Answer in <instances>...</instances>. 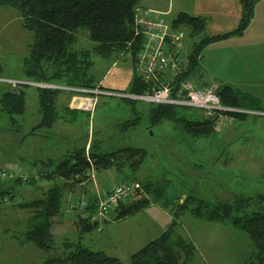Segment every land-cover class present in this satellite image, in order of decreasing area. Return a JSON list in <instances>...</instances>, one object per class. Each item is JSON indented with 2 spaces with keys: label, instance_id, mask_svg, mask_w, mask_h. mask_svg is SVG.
<instances>
[{
  "label": "rangeland",
  "instance_id": "obj_1",
  "mask_svg": "<svg viewBox=\"0 0 264 264\" xmlns=\"http://www.w3.org/2000/svg\"><path fill=\"white\" fill-rule=\"evenodd\" d=\"M144 1L154 0H140V3ZM172 1L175 3L177 0ZM157 4L161 5L160 0ZM150 10L154 16L166 21H171L176 14H161ZM86 34L85 30L79 31L77 47L92 46L93 42ZM34 38V31L23 26L18 11L0 4V95L11 88L12 82L30 81L25 79L23 73V58L27 55V46ZM197 39L198 37L186 34L185 52H190L192 43ZM255 57L260 60V72L251 76L252 79L247 78L248 81L245 80L240 89L258 100L256 109L264 110V41H261L260 53ZM92 59L94 65L91 71L97 80L102 79L101 86L106 88L104 90H128L129 78L133 74L132 60L128 53L118 54L114 61L104 60L96 54L92 55ZM37 84L39 83L30 81L29 86H25L26 108L22 114L15 115L14 121L4 111L0 112V169L4 168L15 176L36 175L41 171L42 161L51 159L56 163L73 144L84 145L83 136L86 134L89 141L91 134L92 138L95 137V151L115 150L125 146L145 147L147 157L137 176L141 179L148 177L161 189L158 200L169 201L167 211L172 218L168 224L174 220L175 231L195 242L196 251L190 264H245L249 260L255 252V246L247 233L233 226L230 221L221 223L197 218L189 210L178 212L176 218L174 212L179 202L186 197H193L188 203L192 208L196 206L197 199L218 202L231 201L234 196L239 195H264V114L248 113L244 119H235L230 125L216 126V131L209 136L191 137L169 120L149 128V102L137 100L133 110L122 98L124 96L90 94L88 91L72 93L64 88L66 85L49 83L50 86L63 90L57 95L59 106L63 107L70 96L69 101L78 103V107L81 104L80 110L83 111L67 115L70 119L65 123L64 120L61 122L64 127L60 123L59 127L56 124L51 128L40 127L34 134H29L40 121L35 90ZM88 101L92 105L85 108ZM185 111L190 114L200 113L195 108H187ZM60 112L65 116L64 110ZM134 117L135 122L128 124ZM103 170L105 173H102ZM100 171L99 175L104 182L114 179L111 176L105 177L111 171ZM47 180V177H37L34 183L17 184L15 200L39 196L42 185L48 187L54 183L52 180L48 184ZM6 182L14 184L13 177H7ZM107 192L98 194L95 200L102 198ZM148 197L154 198L153 195ZM260 201V205L264 207V199ZM10 203L0 205V264H40L49 255L62 253L63 240H81L92 249L104 250L107 254L118 257L122 264H131V254L143 246L139 239L141 233L128 231V225L124 221L119 226L111 223L113 210L106 214L109 220H101L97 228L80 234L77 214L67 208L68 199L64 193L59 215L63 217H53L52 225L58 247L56 251H45L32 242L18 239L28 213ZM146 211H154V208ZM139 221L137 218L131 223L138 227V223H141ZM116 227L119 228L116 230ZM156 232L159 231L156 229Z\"/></svg>",
  "mask_w": 264,
  "mask_h": 264
},
{
  "label": "trees",
  "instance_id": "obj_2",
  "mask_svg": "<svg viewBox=\"0 0 264 264\" xmlns=\"http://www.w3.org/2000/svg\"><path fill=\"white\" fill-rule=\"evenodd\" d=\"M258 0H239L241 14L237 26L217 35L201 36L206 19L193 16L187 12L177 13L171 23L184 27L189 37H198L192 43L187 58V69L177 77V82L184 78H192L198 85L208 84L204 81L199 59L203 47L209 42L225 39L231 35L242 34L249 25L254 7ZM140 0H0L1 5L14 8L21 15L23 26L33 30L34 40L27 46V55L23 58L25 79L54 83L82 88H103L97 85L95 74L91 71L94 65L92 55L104 60H115L118 54L128 53L132 60L133 74L127 93L141 94L153 85L150 79L140 77L134 71V58L141 45V35L135 34L134 14ZM86 31V36L93 42L90 48L77 47L78 33ZM84 35V34H83ZM11 83V82H10ZM26 83H11V88L0 95V112L4 111L11 121L26 108ZM40 121L29 131L34 134L40 127L51 128L57 125L64 116L61 110L74 114L80 109H70L57 104V95L62 89L35 85ZM111 90V89H108ZM222 104L256 111L258 100L231 84L215 86ZM63 91V90H62ZM122 92V91H121ZM124 92V91H123ZM73 93V92H72ZM124 98L135 110L136 99ZM62 108V109H61ZM186 106L151 103L149 128L164 120L173 121L176 127L191 137H206L216 131L212 118H204L201 113L186 112ZM250 112H231L235 119L241 120ZM253 115H258L251 113ZM73 119V116H72ZM135 117L128 124L135 122ZM124 122L125 126H127ZM88 135L83 136L84 145H74L65 151L58 161L48 159L42 161L41 171L36 175L15 176L4 168L0 169V205L11 202V205L27 211L28 216L18 239L32 242L45 251H56L54 235L51 231L52 218L61 213L64 193L72 190L76 183L89 178V170L123 167L131 168L124 176V182L138 181L142 191L109 208L114 211V218L119 219L140 212L143 208L157 201L160 188L149 178H139L137 172L147 157L145 147L125 146L109 151H95L96 139L87 144ZM4 173V174H3ZM13 177L14 184L6 182ZM37 177L54 180L51 186H41L40 195L31 199L15 200L17 184L34 183ZM58 180V181H57ZM147 194V195H146ZM150 195L154 198L150 199ZM264 195L234 196L231 201L211 202L197 199L195 207L188 203L193 197H186L179 202L174 216L178 212L189 210L201 219L225 223L230 221L235 227L244 230L255 246V252L245 264H264V207L260 205ZM82 199H79L80 201ZM87 216L77 213V226L80 234L97 227L95 198H88ZM77 201V200H76ZM164 202V205L166 206ZM175 218V219H176ZM174 220L155 238L148 241L130 256L131 264H189L196 247L193 241L175 231ZM62 253L49 255L40 264H122L120 259L108 255L103 250L92 249L81 240L62 242Z\"/></svg>",
  "mask_w": 264,
  "mask_h": 264
},
{
  "label": "crops",
  "instance_id": "obj_3",
  "mask_svg": "<svg viewBox=\"0 0 264 264\" xmlns=\"http://www.w3.org/2000/svg\"><path fill=\"white\" fill-rule=\"evenodd\" d=\"M160 2L161 5L157 4L158 0H154L153 2L144 1L143 3L139 2V6L156 10L161 14H166L167 12H176L177 14L183 11L193 16L204 17L206 23L202 30L204 33L201 34V36L217 35L233 30L237 26L241 14L239 0H177L175 3H173L172 0H160ZM261 41H264V0H258L256 2L253 17L242 34L231 35L225 39L212 41L203 47L199 59L200 69L203 73L202 78L213 86L231 84L241 88V85H243L242 83L248 81L247 78L252 79L251 76H255L260 72V60L255 56L257 53H260ZM130 81L131 78H129V84ZM97 85H102L101 78ZM69 100L70 96L65 100L64 106L70 109H80L77 105L78 103L70 102ZM67 115H69V112L58 121V127L63 120L65 123L67 119H70V116L67 117ZM62 127H64L63 124ZM89 142L88 138L87 144H89ZM112 168L113 167L106 169L108 172L111 171L112 173L106 174L105 177H114L113 180L108 182H104L101 175H99L101 174V169L96 171L91 168L89 170V178L80 183H76L72 190L66 193L68 202L79 199L89 201L88 198H96L98 194H103L112 186L122 182L124 176L131 171V168L127 166L123 167V170ZM102 173H105V170H103ZM51 181L52 180L48 179V184H51ZM168 202L169 201L165 200V203ZM150 208H154V211H146L150 210ZM106 214L107 212L99 215L96 214L95 217L92 218L93 220H97V227L99 223L102 222L101 220L107 221L110 219ZM151 214L153 215L150 217ZM59 215H57L58 219L63 217V215ZM137 218L141 221V223H138V227L135 225L133 226L131 223ZM171 218L169 211H167V204L165 206L163 200H157L151 202L150 205L136 214L119 219L113 217L111 218V223L115 224V226H119L118 224L124 221V224L128 225V231L130 230L133 233L142 234L139 239L141 244L144 245L158 236L167 227L166 225ZM53 221L54 218H52V225ZM117 228L119 227H116V230ZM150 229H152L151 232ZM156 229L159 232H156ZM193 243L195 244L194 241Z\"/></svg>",
  "mask_w": 264,
  "mask_h": 264
},
{
  "label": "built area",
  "instance_id": "obj_4",
  "mask_svg": "<svg viewBox=\"0 0 264 264\" xmlns=\"http://www.w3.org/2000/svg\"><path fill=\"white\" fill-rule=\"evenodd\" d=\"M151 12L148 8L138 6L134 14L135 34L141 35V45L135 54L133 66L134 71L140 77L152 81L153 85L149 90L135 94L112 92L99 87L66 86L64 88L75 93L88 91V93L91 92L90 94H115L149 103L191 107L199 110L204 118H212L216 126L232 124L234 118L231 112L264 114V111L247 110L222 104L213 85H198L194 79L184 77L177 82V77L185 72L188 65L189 52H185L184 48L186 30L184 27L173 26L171 21L154 16ZM15 83L28 84L30 81L12 82V84ZM37 83L40 86L55 87L50 86L49 83ZM91 105L92 102L88 101L85 108ZM141 191L138 181L121 182L112 186L102 198L98 197L95 200L97 211L92 214V217L106 213L109 208L116 206L120 201ZM87 205L88 201L84 199L68 202V208L82 217L88 214Z\"/></svg>",
  "mask_w": 264,
  "mask_h": 264
}]
</instances>
